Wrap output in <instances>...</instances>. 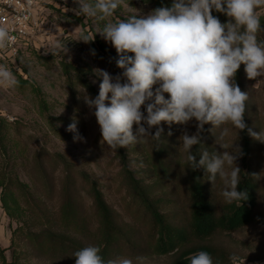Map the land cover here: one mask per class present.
Masks as SVG:
<instances>
[{
  "label": "rangeland",
  "instance_id": "rangeland-1",
  "mask_svg": "<svg viewBox=\"0 0 264 264\" xmlns=\"http://www.w3.org/2000/svg\"><path fill=\"white\" fill-rule=\"evenodd\" d=\"M150 3V0H123L109 20L126 19L131 15L146 16L153 10L149 6ZM75 7L77 5L74 0H39L36 18L38 26L33 36L25 41L16 56L0 59V64H5L19 80V86L14 90L0 89V120H7L15 124V127L23 129V134L19 135L15 133L17 128L13 126L8 128L14 141L19 140L23 143L29 135L35 136V141L27 144V150H21L22 145L19 141L18 146L13 148L18 149L16 161L17 163L19 161L15 165L14 173L30 185L39 207L42 208L40 211H45L50 217L45 221L40 219L39 210L37 215L30 212L22 199L15 200L11 195L7 199L8 206H5L2 200L3 187L0 184V246L5 249L8 264L67 262V259L58 257L52 259L50 253L45 251L37 252L33 243L26 239L22 231H40L42 228L50 227L55 231L74 232L88 245H94L99 234L100 224L92 208V198L86 193L80 181H77L74 188L75 198L80 215L87 217L88 227L92 233L86 235L85 231L77 230L75 224L74 227H65L60 224L64 195L61 177L52 176L53 186L47 188L44 177L35 175L36 182H33L29 173L30 162L41 147L49 152L64 154L77 168L87 171L98 181L107 202L116 212L118 222L126 225L129 240L130 237H134L137 230L139 234L135 237L139 236V238L135 239V242L138 247L149 239L148 234L144 233V231L148 232V227L141 218L142 212L138 214L134 208L130 210L124 208L130 201L131 192L125 187L121 178V166L115 156L116 149H111L103 143L102 137L99 138L100 128L93 115L94 109H90L83 100V96L88 95L87 92L80 86L75 73L70 79L74 88L70 86L68 74L60 63L64 61L85 67L89 79L98 91L102 78L96 75L95 69L105 70L113 77L121 74V69L116 66L119 56L115 48L96 33L103 27V23L93 18L76 16L71 11ZM258 15L264 16V9H259ZM81 32L90 38L95 35L94 40L88 43L78 41L81 38ZM244 85L249 95V104L255 123L262 128L264 78L252 80L246 74ZM156 87L158 85L153 86L154 93ZM73 119L77 121V130L69 132L67 128ZM51 121L62 135L70 133L72 136L56 135L50 128ZM196 123L195 119L187 125L161 123L163 139L168 138L164 140L163 146L165 148L166 145L168 149L166 148L163 157L171 156L169 169L166 171L159 169L161 166H159L156 152L158 147L155 146L151 137L145 138L139 144L128 146L131 168L136 177L148 187L150 199H153L155 205L160 206L162 211L170 215V222L176 227H184L187 224L184 213L189 202L184 183L187 177L184 170L187 154L180 147L179 138L184 132L193 135ZM144 127L147 129L146 124ZM223 127L229 129V134L223 137L224 145L227 146L226 150L233 152L237 128L231 124L223 125ZM222 128H214V130L212 126L211 133ZM133 132L134 134L136 132L135 125ZM166 134H170V138ZM74 137L78 138L74 139ZM261 149V165L264 166V146ZM51 165V163L46 164L49 173H52ZM225 170L231 169L226 165ZM214 184L219 186L216 196L222 203L225 201L222 195L224 181L218 176ZM141 239L142 243L139 241ZM195 242L201 241L197 237H192L187 245ZM206 242L228 248L240 258L239 264H264V259H256L264 253V227L248 225L234 232L218 230ZM120 243L121 245L112 251L113 259L127 257L136 264V257L143 256L144 264H170V255L160 256L148 252L141 254L138 252L140 249H134V247V252L125 253L123 246L126 243L124 240ZM0 264H3L1 258Z\"/></svg>",
  "mask_w": 264,
  "mask_h": 264
},
{
  "label": "clouds",
  "instance_id": "clouds-1",
  "mask_svg": "<svg viewBox=\"0 0 264 264\" xmlns=\"http://www.w3.org/2000/svg\"><path fill=\"white\" fill-rule=\"evenodd\" d=\"M122 2L74 0L77 7L71 9L78 17L102 22L103 27L96 33L110 42L119 56L116 66L122 73L113 77L95 69L102 78L99 93L94 99L83 96L86 105L94 109L103 143L119 149L139 144L147 137L159 140L163 128L158 126L162 122L187 125L195 119L197 133L184 132L179 138L190 167L203 168L212 184L219 176L224 181L222 195L226 203L247 200V190H238L241 169L235 161L242 155L239 147H235L238 152H231L220 144L224 151L213 154L205 149L198 161L192 149L202 144L200 133L206 124L213 129L227 124L239 131L247 128L244 117L249 95L236 83V74L244 64L249 79L264 78V40L258 39L264 31L258 15V10L264 9V0H173L170 7L155 8L146 16L109 20ZM213 10L226 15L228 22L222 23ZM80 36L78 41L85 43L95 38L83 32ZM15 39L8 27L0 24V54L7 53ZM155 85L158 87L154 93ZM18 86L16 75L0 64V89L14 90ZM153 97L154 102L149 103ZM153 127L157 131L151 135L148 130ZM67 130L76 132L75 119ZM248 131L261 140V132ZM228 134L229 129L223 127L220 138ZM226 165L230 171L225 170ZM100 253V246L88 245L76 250L72 257L75 264H133L127 257L105 260ZM189 259L190 264H216L205 250ZM239 259L235 253L229 257L231 264H239ZM144 261L145 257H136V264Z\"/></svg>",
  "mask_w": 264,
  "mask_h": 264
},
{
  "label": "trees",
  "instance_id": "trees-1",
  "mask_svg": "<svg viewBox=\"0 0 264 264\" xmlns=\"http://www.w3.org/2000/svg\"><path fill=\"white\" fill-rule=\"evenodd\" d=\"M152 9L167 6L170 7L173 0H150ZM218 17L222 23L228 22V17L222 13H212ZM261 25L264 27V16H260ZM258 39L264 40V31L259 33ZM65 73L68 74L70 86L74 88L71 83V75L76 74L77 80L82 88L87 92L91 98H95L99 91L96 89L92 81L87 75V70L83 66L71 64L69 62H60ZM122 73V70L120 71ZM245 65L241 64L237 74L236 83L242 91L246 92L244 85L245 78ZM258 79V78H257ZM254 80V79H252ZM165 98H169L168 94H165ZM154 102V98L149 103ZM245 123L247 128L243 131L236 129V140L233 152H238L239 147L242 155L235 161L236 165L241 169L240 172V185L238 190H247L248 199L243 202H233L228 204L225 201L220 203L218 195L219 186H215L211 181L207 180L208 176L203 168L193 170L190 167L189 162L186 159L184 164V170L187 177L184 179L185 190L188 194L189 202L184 213L187 224L184 227H176L170 222V215L162 211L160 206L155 205L153 199H150L148 187L136 177L135 172L131 168V159L129 157V151L127 148L116 149V159L121 166L120 175L124 182L125 187L131 192L130 201L125 205V209H133L136 213L142 212V220L147 224L149 239L143 242L138 247L134 237H128L126 231V225L121 224L117 220L116 212L114 208L107 202L106 197L101 190L98 181L87 171L77 168V166L71 162L62 153H53L46 151L43 147L37 150L33 160L30 162L29 173L33 182H36L35 175L40 178L44 177L46 180V187L52 188L51 178L61 177L62 190H63V203L61 206L60 224L63 226H72L77 230L85 234L90 235L92 232L88 227L87 217L80 215V209L75 198V190L77 181H80L85 188L86 193L92 198V208L94 213L99 219V234L94 245L101 247V255L105 260L113 259L112 251L114 248L121 245L120 242L124 240L126 243L123 246L125 253L134 252V249H140L141 254L148 252L154 255H170V264H190V256L197 253L200 250L208 251L216 264H231L229 257L233 254L228 248L216 244L208 243L211 236L216 231L234 232L248 225H256L264 227V166L261 165V147L264 146L261 140H264V123L262 128L255 123L252 109L249 104V99L246 102ZM146 115V108L141 109ZM15 127L12 122L7 120H0V184L3 187L2 200L5 206H8V197L14 196V199L24 201L30 212L36 214L37 211L41 212L39 217L42 220H48L49 214L45 211H40L38 201L30 189V185L22 181L15 172V165L17 163V150L13 148L18 146L14 141V137L9 132V127ZM50 128L53 129L56 135L59 136H72L70 133L62 135L51 121ZM147 127V125H146ZM158 127L162 128V125ZM15 133L23 134V129L15 127ZM248 129L253 132L262 135L259 139L253 138L249 135ZM215 130V129H214ZM151 135H154L157 131V127H153L148 130ZM212 125L206 124L203 131L200 133L201 143L193 146V154L197 155L196 159L199 160V154L203 150H207L210 154L221 153L223 148L220 144L224 145L223 138H220L221 130L211 133ZM197 133V123L194 134ZM170 138V134H166ZM101 138V132L99 135ZM152 138V137H151ZM155 146L158 147L157 159L159 160V169L168 170L171 156H165L166 148H164V140H168L166 137L163 139V133L161 139H153ZM13 143H10V142ZM35 141L34 135H29L27 139H24L21 150L25 151L28 148L29 143ZM160 141V142H159ZM163 142V143H162ZM168 151V150H167ZM30 161V160H29ZM51 163L52 173H49L46 168V164ZM218 178V177H217ZM38 214V213H37ZM36 214V215H37ZM20 228V227H19ZM147 229V228H146ZM18 228L15 230L17 232ZM90 233H89V231ZM27 240L33 243L37 252L50 253L51 258L58 257L60 259H67L65 263L61 264H75V258L72 257L73 253L85 246H88L86 241L78 237L76 233H70L65 231H55L53 228H42L40 231H22ZM88 237V236H87ZM142 237V236H141ZM197 237L201 242H195L192 245H187V242ZM142 243V239L139 240ZM129 242V243H128ZM0 258L3 260V264H8L5 256V249L0 246ZM257 260L264 259V253L256 258Z\"/></svg>",
  "mask_w": 264,
  "mask_h": 264
},
{
  "label": "built area",
  "instance_id": "built-area-1",
  "mask_svg": "<svg viewBox=\"0 0 264 264\" xmlns=\"http://www.w3.org/2000/svg\"><path fill=\"white\" fill-rule=\"evenodd\" d=\"M38 3L39 0H0V24L7 26L16 37L7 53L0 54V59L16 56L25 41L33 36L38 26Z\"/></svg>",
  "mask_w": 264,
  "mask_h": 264
}]
</instances>
